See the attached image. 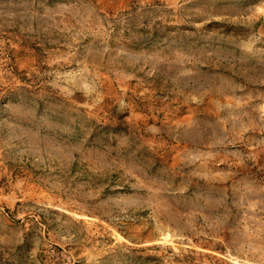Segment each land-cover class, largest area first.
<instances>
[{"label":"rangeland","instance_id":"rangeland-1","mask_svg":"<svg viewBox=\"0 0 264 264\" xmlns=\"http://www.w3.org/2000/svg\"><path fill=\"white\" fill-rule=\"evenodd\" d=\"M0 264H264V0H0Z\"/></svg>","mask_w":264,"mask_h":264}]
</instances>
